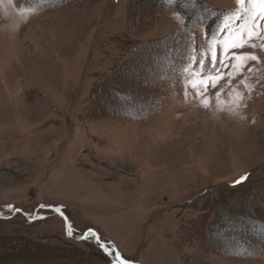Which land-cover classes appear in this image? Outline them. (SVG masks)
I'll return each instance as SVG.
<instances>
[{
	"label": "rangeland",
	"instance_id": "374dc122",
	"mask_svg": "<svg viewBox=\"0 0 264 264\" xmlns=\"http://www.w3.org/2000/svg\"><path fill=\"white\" fill-rule=\"evenodd\" d=\"M38 3L0 0V264H110L77 238L89 229L130 264H264V50H239L256 70L202 96L183 71L235 0H47L22 15Z\"/></svg>",
	"mask_w": 264,
	"mask_h": 264
},
{
	"label": "snow or ice",
	"instance_id": "6c2138e0",
	"mask_svg": "<svg viewBox=\"0 0 264 264\" xmlns=\"http://www.w3.org/2000/svg\"><path fill=\"white\" fill-rule=\"evenodd\" d=\"M177 2L181 3L183 8L192 10L195 8L196 0H165V6H174ZM47 3V0H39V3L29 9H22V15L34 14L39 10L40 4ZM237 8L229 10L222 14V19L216 23L214 29L209 32L207 28L202 27V36L206 47H200L196 38L193 37L192 47L189 51V63L183 68L185 73L195 74L199 77L198 83H193L192 87L195 89L197 96H202L200 91L201 86L205 90L207 86L216 87L217 84L229 78V85L231 79L236 75L244 72L245 68L248 73H252L256 69L248 67L249 61L260 62L259 57L255 53H247L239 51L241 49L250 47L264 50V0H235ZM173 19L178 20L181 24L184 23L183 15L179 10L173 13ZM211 58L210 66H207V61ZM199 67V72H196V67ZM221 68H230L229 72H220ZM219 72L218 75L213 73ZM191 79V76L189 77ZM246 89L251 91V85L247 82V77L240 81ZM237 99L235 100V107H239L244 100V94L237 89ZM187 98V91L185 93ZM219 97V93H217ZM202 104L207 106L206 98L202 99ZM247 177L242 176L235 181L236 184L241 183ZM12 209V206H8ZM41 209L48 208L60 215H64L61 206L45 205L39 206ZM19 212L20 209H13ZM65 228L68 236H73V226L65 217ZM78 239L88 240L94 239L97 245L104 251L105 255L110 257V264H130V262L123 258L118 250L101 242L97 233L89 229L82 233Z\"/></svg>",
	"mask_w": 264,
	"mask_h": 264
},
{
	"label": "trees",
	"instance_id": "16d2710c",
	"mask_svg": "<svg viewBox=\"0 0 264 264\" xmlns=\"http://www.w3.org/2000/svg\"><path fill=\"white\" fill-rule=\"evenodd\" d=\"M153 1H154L155 5H157L158 7H159V6H165V0H153ZM57 4H58V3H57ZM57 4H56V5H57ZM42 5H43V4H42ZM58 5H59V4H58ZM116 92H117V91H116ZM117 94H118V92H117ZM127 100H128V102H131V103H132V100H129V98H128ZM128 102H125V103H128ZM125 107L128 108V105L125 106ZM135 111H136V110H135ZM146 111H147V110H146ZM146 111H145V110H142V111H139V112L133 113L134 110L124 108L122 114H126V115H128V116L133 117V118L140 119V118H142V114L144 115ZM143 112H144V113H143ZM112 114H114V115L117 114V111H115V113H112ZM249 192H252V191L250 190ZM246 220L250 221V222L253 223V224H260V223H261V221H260L259 218H257V217H253V216H250V215H248V214L246 215ZM260 226H261L262 229L264 228V224H260ZM261 228H260V229H261ZM231 242H232V241H228V245L225 244V246H224V245H218V248H219L222 252H227V251H229V249H231V248H230V247H231L230 244H232ZM225 248H228V250H225Z\"/></svg>",
	"mask_w": 264,
	"mask_h": 264
}]
</instances>
